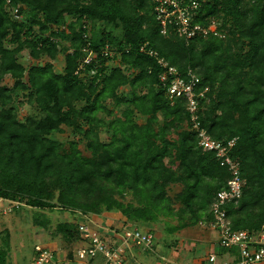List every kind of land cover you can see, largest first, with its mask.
I'll return each instance as SVG.
<instances>
[{"label": "trees", "instance_id": "trees-1", "mask_svg": "<svg viewBox=\"0 0 264 264\" xmlns=\"http://www.w3.org/2000/svg\"><path fill=\"white\" fill-rule=\"evenodd\" d=\"M199 2L195 21L204 26L221 18L228 25L225 39L186 42L176 34L163 35L151 0H0V197L85 216L119 211L137 224L152 223L159 214L183 219L187 213L188 225L205 216L211 222L210 206L231 175L213 152L197 145L186 99H168L159 80L162 58L181 76L198 77L196 92L207 89L199 98L201 128L214 140H236L231 156L245 185L241 199L227 204L228 218L236 231H259L264 226V0ZM19 5L32 9L28 19H15L12 9ZM66 16L74 22L61 30ZM63 40L71 50L61 73L53 64L27 70L17 62L23 50L32 60L51 61ZM84 48L96 53L89 64L82 63ZM117 56L120 66L108 72L107 63ZM7 77L11 87L4 84ZM125 86L129 96L121 92ZM17 90H29V103H36L43 116L18 120ZM111 101L124 109L106 122L97 114L110 115ZM158 115L163 117L159 126ZM141 117L144 125L137 123ZM61 125L87 140L90 157L74 144L66 152L48 138ZM103 127L112 131L109 142L99 138ZM165 159L177 162L176 170ZM171 185L182 186L177 211L167 195ZM125 192L138 204L116 198ZM67 228L69 244L82 240L78 225L74 232ZM64 251L73 260L75 251ZM0 264H6L3 253Z\"/></svg>", "mask_w": 264, "mask_h": 264}, {"label": "rangeland", "instance_id": "rangeland-1", "mask_svg": "<svg viewBox=\"0 0 264 264\" xmlns=\"http://www.w3.org/2000/svg\"><path fill=\"white\" fill-rule=\"evenodd\" d=\"M7 11H11V7L7 4ZM21 10L18 19H28L32 14V9L25 5H19L18 8ZM14 9V10H16ZM36 19L42 21L41 15H37ZM213 21H216L217 26H213V29H217L218 36L221 34L225 36L227 31V23L222 21L221 18L215 17ZM74 22V19L71 17H65L64 27L60 29H66L65 26ZM224 25V26H223ZM223 26V28H222ZM39 26L35 25L34 30L38 31ZM67 30V29H66ZM225 39V37H224ZM9 43V38L6 41V44ZM71 43L68 40H63L57 47V53L55 58L51 61L46 58H41L40 60H32L29 56L27 50H23L17 55V62L24 65L28 70L30 66H45L46 64H53L54 71L56 73H61L65 66V55L71 50H66L70 48ZM72 52V51H71ZM82 63H85V60H94L96 57L95 52H89L88 50H82ZM112 53L110 54V56ZM120 58L117 56L113 58L112 61L107 63L108 72L114 67L120 66ZM4 84L11 87L13 81L7 77L4 81ZM131 89L130 87H123L121 92L124 95L129 96ZM15 96V108L17 111V119L23 121L25 117H34L40 118L42 113L39 111V108L36 106V103H29V90L23 91H14ZM113 101L107 103V108L112 112L110 115L100 112L97 114L100 118L104 119L106 122H110L120 112L124 109L123 106L117 107ZM158 126L163 122V117L158 115ZM191 119V118H190ZM139 125H144L146 123V118H139L137 120ZM84 125V129H86ZM184 128H188V125L185 124ZM192 129V127H191ZM99 138L102 142H109L112 137V131L108 127H103L98 130ZM48 138L58 141L62 150L69 151L70 144L75 145V149L84 157H90L92 152L86 148L87 140L83 139L81 135L77 134L72 128L65 125H61V131L55 132L50 135ZM172 138H176L173 136ZM165 164L170 167L172 170H176L177 162L174 160L165 159ZM182 191V186L171 185L167 190V195L169 198L173 199V209L177 211L180 209V204L176 201V196ZM204 193L202 192V196ZM118 200H121L124 204L133 203L134 205L138 204V200L133 197L130 192H125L122 197H116ZM22 204H25V201H16ZM212 205V204H211ZM211 207V206H210ZM212 210V207H211ZM210 210V212H211ZM92 214L85 216L79 211L73 212L65 208L58 209H38L26 205L21 207L16 211H12L6 216H0V253L5 255L6 264H33L35 259V245H40L44 243H55L61 247L63 250H68L73 247L69 244L68 239L65 237L67 232L63 231V226H68L67 231L71 229L75 231L76 225H83L86 222V219H90ZM102 217L105 221L110 222L115 227L124 220L125 223H128L130 220L124 217L119 211L106 212L102 211L101 214H94ZM190 215L187 213L184 215L183 219H179L173 215H163L159 214L156 220L152 223L141 224L134 223L139 229L144 232H151L153 234V247L152 250H149V257L146 256L145 260H150L149 264H161L163 262V255L175 256L181 252L187 251L188 255L192 256V248L197 244L199 249L202 248V245L208 243H214L215 238L217 237L216 230L213 231V228L210 226V222L205 216L203 219L198 221L196 224H189ZM86 224V223H85ZM218 239V237H217ZM45 247L53 250L52 246L46 244ZM135 248V247H134ZM141 249V248H139ZM58 250V249H57ZM143 250V249H141ZM77 251V250H76ZM163 257V258H162ZM199 260V259H198ZM83 263V262H82ZM146 263V262H144ZM142 262V264H144ZM168 260L164 264H168ZM193 263H197V260ZM147 264V263H146Z\"/></svg>", "mask_w": 264, "mask_h": 264}, {"label": "built area", "instance_id": "built-area-1", "mask_svg": "<svg viewBox=\"0 0 264 264\" xmlns=\"http://www.w3.org/2000/svg\"><path fill=\"white\" fill-rule=\"evenodd\" d=\"M151 2L163 35L176 34L186 42L196 38L205 39L209 36L224 38L222 34L218 36L217 29H213L214 25L217 26L216 21L204 26L195 21L196 14L201 7L199 0H151ZM12 13L15 18H18V9H12ZM104 52L106 56L107 52ZM147 53L158 57L154 51H147ZM92 61L86 59L85 64ZM158 64L162 69L159 80L166 89L168 99L172 103L178 98L186 99L187 111L191 115L192 130L198 139L197 145L205 153L213 152L219 165L231 175L227 186L216 193L211 205L213 219L210 226L214 232L216 230L219 246L228 252L236 250V261L224 264H264V226L257 232L236 231L232 228L228 218L227 204L241 199L245 185L239 174V163L231 156L236 140L231 139L224 142L214 140L201 128L197 115L199 98H204L207 89L196 92L200 81L198 77L191 73H187L185 77L181 76L176 67L170 66L162 58H158ZM24 206L22 203L0 197V216H6ZM79 232L85 246L74 252L73 260L68 258L65 251H53L41 245H35L36 256L33 264H77V261L91 263L98 257L103 258L102 264H126V249L135 247L149 251L152 250L154 242L151 232H144L133 226H124L119 233L117 232L121 244L115 246L104 241L87 223L79 225ZM113 234H116V231ZM217 258V254L210 253L198 263L190 264H219Z\"/></svg>", "mask_w": 264, "mask_h": 264}, {"label": "crops", "instance_id": "crops-1", "mask_svg": "<svg viewBox=\"0 0 264 264\" xmlns=\"http://www.w3.org/2000/svg\"><path fill=\"white\" fill-rule=\"evenodd\" d=\"M87 223L89 225L90 228H92L94 231H96L98 233V235L107 243H110L111 245H120L121 242L119 241V236L118 233L120 231V229H122V227L124 226H130V224L125 223L124 220L120 222V224L118 226H114L113 224H110V222L105 221L102 217L97 216L92 214L90 219H86V222H84V224ZM116 231V234H113ZM118 232V233H117ZM46 244H48V246H52L53 247V251H57L60 250L61 251V247H59V245L55 244V243H44V246H46ZM43 246V244H40ZM71 245H73L72 248L73 251H76L82 247L85 246V244L83 243L82 240L79 241H75L74 243H72ZM199 245H195L192 248L193 254L192 256L188 255L187 251L181 252L180 255H178L179 257H175V256H165L163 255V262H161V264H164V262L166 260H168V264H190L192 262H194V260H197V263L201 260L204 259V257H206L208 254L210 253H215L217 254L218 258L217 261L219 264H224V263H233L236 261L237 259V255H235V253L233 252H228L227 250L222 249L219 244H218V239L217 237L215 238V242L212 243H208V244H203L202 248H198ZM48 248V247H46ZM49 249V248H48ZM68 249V250H70ZM52 250V249H50ZM64 251V250H63ZM150 251H144L141 250L139 248H130V249H126V254H125V260H126V264H142V262H146L147 264L150 263V260L148 259V261L145 260L146 256L149 255ZM149 257V256H148ZM199 259V260H198ZM103 263V258L102 257H98L94 260H92L91 263H82V262H78L77 264H102ZM144 263V264H146Z\"/></svg>", "mask_w": 264, "mask_h": 264}]
</instances>
